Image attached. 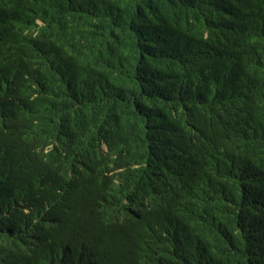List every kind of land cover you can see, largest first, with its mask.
<instances>
[{"label":"trees","instance_id":"obj_1","mask_svg":"<svg viewBox=\"0 0 264 264\" xmlns=\"http://www.w3.org/2000/svg\"><path fill=\"white\" fill-rule=\"evenodd\" d=\"M0 264H264V0H0Z\"/></svg>","mask_w":264,"mask_h":264}]
</instances>
